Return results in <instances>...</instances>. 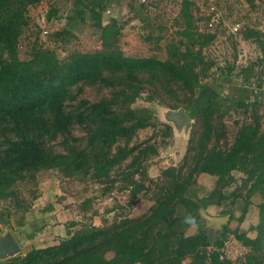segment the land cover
<instances>
[{
  "label": "trees",
  "instance_id": "trees-1",
  "mask_svg": "<svg viewBox=\"0 0 264 264\" xmlns=\"http://www.w3.org/2000/svg\"><path fill=\"white\" fill-rule=\"evenodd\" d=\"M39 1L0 0V199L11 197L13 186L20 179L32 177L42 169L57 168L67 177L89 176L104 182L111 169L128 156L131 159L126 167L130 172L124 174L122 186L132 183L131 193L135 196L141 183L131 172L142 171V162L157 152L153 145H129L136 130L154 120L150 108L132 106L145 91L148 99L159 89L172 96L177 89L184 92L185 98L176 97L168 105L182 106L191 117H198L201 130L197 139L192 136L189 140L188 155L181 164L163 169V181L147 215H122L103 225L83 223L68 230L67 236L57 243L33 247L24 255L11 256L0 264H182L184 258H189L187 264H233L220 250L223 239H210L202 228L198 208L218 205L229 198L231 194L224 192V188L234 180V171L245 175V197L255 192L261 195L257 235L254 238L237 235L250 249L242 264H264V131L260 129V116L253 115L250 122L243 123L229 147L217 146L224 137V129L219 122L215 123V118H222L231 99L212 97L206 103L208 95L202 96V78L214 61L205 59L201 48L214 34L199 31L197 18L191 13V1L181 0L182 22H178V33L182 38L167 45L165 59L131 57L117 47L120 26L114 19L105 26L101 22V11L108 0H77L67 20L70 28L76 23L74 17L90 20V25L102 33L101 48L94 52L73 50L59 58L53 49H42L33 42L29 57L20 58L16 45L22 28L28 24L26 9ZM56 12L51 7L48 15ZM70 28L57 29L54 35L66 42L72 33ZM250 34L260 46L257 59L264 61V31L256 28L245 36ZM194 45L197 49L193 50ZM241 73V81L250 84L252 74L258 80L264 75V65L252 69L248 63ZM81 81L105 86L108 95L94 101L78 98L81 86L77 83ZM261 85L259 81L256 90ZM250 96L231 101V105L245 107L247 111L246 100ZM250 103L253 107L259 104L256 98ZM193 104L197 107L190 110ZM75 126L84 132L81 146L70 141H79L73 135ZM57 138H61L62 150L52 144ZM212 140L216 144L211 145ZM198 173L215 176V186L200 197L192 189ZM52 209L48 205L42 211ZM3 214L9 216L0 210V220ZM192 222L199 223L198 230L185 236V227ZM17 225L25 226L22 229L27 230V236L39 231L23 214ZM209 245L214 247L208 250ZM108 250L113 251L111 257L106 256Z\"/></svg>",
  "mask_w": 264,
  "mask_h": 264
},
{
  "label": "rangeland",
  "instance_id": "rangeland-1",
  "mask_svg": "<svg viewBox=\"0 0 264 264\" xmlns=\"http://www.w3.org/2000/svg\"><path fill=\"white\" fill-rule=\"evenodd\" d=\"M190 1L191 13L197 18L195 24L199 31L214 34L212 39L201 48L205 59L214 61L207 75L202 78L203 83L200 89L203 92L202 96L208 95L206 103L212 97L229 96L231 99L230 107L228 108L229 104H226L227 111L222 118L219 120L215 118V123L219 122L222 130L224 129V137L219 139L217 146L225 149L234 141L238 128L243 123L250 122L253 115L260 116V129L264 131V75H261L258 80L252 74L251 85L241 81V70L248 63L252 69L264 65L263 60L262 62L260 58L257 59L261 51L255 36L251 34L249 37L245 36L256 28L264 31V1ZM76 3L77 0H41L29 5L25 13L28 24L22 28L16 45L18 56L29 57L33 42L39 44L42 49H53L59 58H63L73 50L94 52L101 48L102 33L95 26L90 25V20L80 21L78 17H74L76 23L71 28L67 23L68 16L73 14ZM211 5L222 13L223 19L209 26L207 22ZM51 7L56 8L57 12L48 15ZM180 8L181 0H144L143 2L108 0L107 6L101 11V22L105 26L110 19H114L117 22L116 25L120 26L116 35L118 37L116 45L125 55L155 56L165 59L168 57L167 45L173 41L177 43L182 38L178 33V22H182ZM236 23H239L240 27L238 30H233ZM62 27L70 28L72 32L66 42L54 35V31ZM194 49H197V46L194 45ZM259 81L262 85L256 90ZM77 84L81 86L78 98L94 101L108 95L109 89L105 86L101 88L98 84L82 81ZM74 87L71 86V88ZM236 88H242L243 91L237 95H231L229 90ZM247 94L251 95L250 99L246 100L247 111L245 107L231 105V101H237L243 96L246 97ZM142 95L132 106L150 108L153 111L154 120L151 125L137 129L129 145L134 143L139 144L140 147L153 145L157 152L150 154L147 160L142 162V171L133 169L131 172L133 177L141 183V189L132 196L133 184L122 186L125 181L124 174L130 172L126 165L131 156H128L121 165L112 168L110 177L104 182L94 181L89 176L67 177L57 168L42 169L32 177L26 176L20 179L13 186L14 194L9 198L0 199V210L9 214V216L3 214L0 220V235L11 231L20 237L18 240L20 251L15 255H24L33 247L57 243L67 236L68 230L72 231L83 223L103 225L114 218L120 219L122 215L142 217L148 214L149 208L154 204V194L163 181V169L181 164L188 155L186 151L190 144L189 140L192 136L197 139L201 128H198L199 118L196 116L189 115L190 125L187 127L181 125L178 128L165 119L169 109H176L169 107L168 102H173L176 97L185 98L184 92L177 89L176 94L172 96L159 89L158 93L150 99L147 98L146 91ZM252 95L256 97L253 98ZM255 98L259 104L253 107L250 102ZM200 100H203L201 96ZM195 106L197 107V104ZM195 106L193 104L190 110L195 109ZM193 131L195 134H192ZM73 135L79 141L70 140L72 143L80 146L84 144V132L80 127L73 128ZM60 141L61 138H57L52 142L57 150H62ZM213 143L216 144V141L210 142L211 145ZM233 177L234 180L224 188V192L232 196L229 195V198L222 200L218 205H209L205 209L199 207L198 211L199 215L202 210L212 217L223 218L219 224L212 221L206 224L201 217L202 228L206 234H209L210 239L217 237L223 239L220 249L223 256L230 259L233 264H242L250 249L242 244L237 235L245 234L248 238H254L257 235L258 204L261 201V195L255 192L251 197H245L247 187L243 185L245 175L234 171ZM195 183L192 189L196 195L198 197L206 195L215 186V176L198 173L195 176ZM105 188L107 190H104ZM48 205H52V211L43 212L42 210ZM244 210L245 213L242 215ZM21 214L25 215V220L33 227L39 228V231L32 236H27V230L22 229L25 226L17 225V219ZM198 225V222L190 223L185 227L184 235L196 233ZM213 247L214 245H209L207 249ZM112 255L113 251L106 252L107 257ZM188 261L189 258H184L182 264H187Z\"/></svg>",
  "mask_w": 264,
  "mask_h": 264
},
{
  "label": "water",
  "instance_id": "water-1",
  "mask_svg": "<svg viewBox=\"0 0 264 264\" xmlns=\"http://www.w3.org/2000/svg\"><path fill=\"white\" fill-rule=\"evenodd\" d=\"M167 121L171 122L176 128L184 125L189 126L191 123V117L183 107H178L176 109H169L166 112ZM200 216L203 217L206 224L208 222H214L219 224L223 221V218L212 217L200 210ZM20 251V243L11 231H7L0 235V259L13 256Z\"/></svg>",
  "mask_w": 264,
  "mask_h": 264
},
{
  "label": "built area",
  "instance_id": "built-area-1",
  "mask_svg": "<svg viewBox=\"0 0 264 264\" xmlns=\"http://www.w3.org/2000/svg\"><path fill=\"white\" fill-rule=\"evenodd\" d=\"M140 2H143L144 0H138ZM264 1V0H263ZM208 22L207 24L209 26H212L214 23H218L219 21H221L223 19L222 17V13L217 11L216 9H214V6L211 5L210 6V10H209V14H208ZM239 23H236L234 26H233V30H238L239 28Z\"/></svg>",
  "mask_w": 264,
  "mask_h": 264
},
{
  "label": "crops",
  "instance_id": "crops-1",
  "mask_svg": "<svg viewBox=\"0 0 264 264\" xmlns=\"http://www.w3.org/2000/svg\"><path fill=\"white\" fill-rule=\"evenodd\" d=\"M241 91H243V89L242 88H236V89H230L229 90V93L232 95H234V94H236L237 95V93H239V92H241Z\"/></svg>",
  "mask_w": 264,
  "mask_h": 264
}]
</instances>
